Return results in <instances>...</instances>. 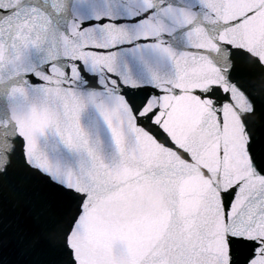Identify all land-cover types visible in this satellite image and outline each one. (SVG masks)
Masks as SVG:
<instances>
[{
    "label": "snow or ice",
    "instance_id": "snow-or-ice-1",
    "mask_svg": "<svg viewBox=\"0 0 264 264\" xmlns=\"http://www.w3.org/2000/svg\"><path fill=\"white\" fill-rule=\"evenodd\" d=\"M0 264H264V0H0Z\"/></svg>",
    "mask_w": 264,
    "mask_h": 264
}]
</instances>
